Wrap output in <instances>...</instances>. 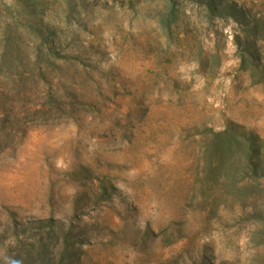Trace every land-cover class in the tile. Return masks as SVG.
Wrapping results in <instances>:
<instances>
[{
	"label": "rangeland",
	"instance_id": "1",
	"mask_svg": "<svg viewBox=\"0 0 264 264\" xmlns=\"http://www.w3.org/2000/svg\"><path fill=\"white\" fill-rule=\"evenodd\" d=\"M42 27L26 91L0 93V264H66L60 232L75 264H264L263 202L201 179L205 128L264 138L235 23L201 0H0V55L33 61Z\"/></svg>",
	"mask_w": 264,
	"mask_h": 264
},
{
	"label": "trees",
	"instance_id": "2",
	"mask_svg": "<svg viewBox=\"0 0 264 264\" xmlns=\"http://www.w3.org/2000/svg\"><path fill=\"white\" fill-rule=\"evenodd\" d=\"M201 1L204 2L210 22L217 18L235 23L237 30L233 36V43L239 59L238 71L246 73L253 86L264 87V20L233 1ZM32 4H29L28 8L33 10V18L36 21L43 4L38 2ZM165 26L169 27L168 24ZM44 30L42 27V38H40L42 42L36 47L33 61H30V56L14 60L8 56L7 51L2 52L0 85L4 87L0 88V93L4 88L9 92L16 91L17 94L26 91L28 81L25 75L39 66L43 49H46L48 40L44 37ZM50 101L53 103L55 99L51 98ZM4 111L9 113L7 109ZM36 112L37 119L41 118L40 110ZM202 135L204 144L201 150V179L207 189L212 190L216 187L219 191L218 198L224 205L233 202L245 203L249 200L254 202L261 200L264 205V138L254 131H246L236 125H229L220 131L205 128ZM253 216L262 218L264 207L260 211H255ZM44 223L50 227L53 225L52 220ZM60 233L62 235L57 238V242H61L63 246V258L67 257L66 264H75L78 251L70 249L68 244L70 232ZM47 250L49 251L47 255L55 254L52 249Z\"/></svg>",
	"mask_w": 264,
	"mask_h": 264
}]
</instances>
